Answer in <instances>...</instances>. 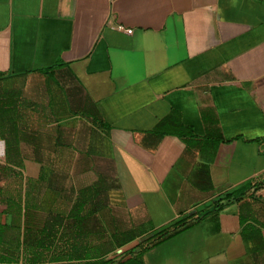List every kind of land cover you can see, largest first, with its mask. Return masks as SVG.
<instances>
[{"label":"crops","instance_id":"crops-1","mask_svg":"<svg viewBox=\"0 0 264 264\" xmlns=\"http://www.w3.org/2000/svg\"><path fill=\"white\" fill-rule=\"evenodd\" d=\"M262 180L264 0H0V264H264Z\"/></svg>","mask_w":264,"mask_h":264},{"label":"trees","instance_id":"trees-1","mask_svg":"<svg viewBox=\"0 0 264 264\" xmlns=\"http://www.w3.org/2000/svg\"><path fill=\"white\" fill-rule=\"evenodd\" d=\"M20 154L18 152H7V159H11V160H15L17 161L19 159ZM250 189H253V193H256L257 191H262L264 189V180L253 184L252 186L249 187ZM235 192H227L222 198L221 200H226L222 203H218L216 207L219 208H223L226 207L227 205L231 204L232 202L236 201L237 199H239L240 197H242V195H244L245 193L243 192L242 194H240V196H234ZM220 202V201H219ZM187 217L171 224L169 227H166L164 229L158 230L156 231L148 240H146L145 242H143L141 245H144L145 243H150V242H159L162 241L166 238H168L171 234V230H174L178 227H182L187 225ZM43 236H45L43 234ZM118 239H124L125 242L132 240L131 237H125V234H119ZM124 242V243H125ZM5 251V250H4ZM9 257L4 256L3 254L0 255V260H9ZM11 260V259H10ZM134 262H129V264H133Z\"/></svg>","mask_w":264,"mask_h":264},{"label":"built area","instance_id":"built-area-1","mask_svg":"<svg viewBox=\"0 0 264 264\" xmlns=\"http://www.w3.org/2000/svg\"><path fill=\"white\" fill-rule=\"evenodd\" d=\"M126 31H127L128 33H131V32H132V30H131V29H127Z\"/></svg>","mask_w":264,"mask_h":264}]
</instances>
